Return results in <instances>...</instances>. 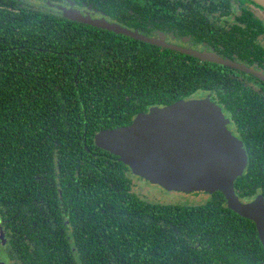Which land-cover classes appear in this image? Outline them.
<instances>
[{
	"label": "trees",
	"instance_id": "obj_1",
	"mask_svg": "<svg viewBox=\"0 0 264 264\" xmlns=\"http://www.w3.org/2000/svg\"><path fill=\"white\" fill-rule=\"evenodd\" d=\"M3 1L0 251L13 264L264 261L255 223L229 209L221 191L192 204L148 200L133 191L128 166L95 141L99 131L129 124L151 103L168 105L203 85L218 86L222 66L187 62L168 49L122 48L123 36L68 12ZM120 2L127 13L133 4L152 3ZM147 9L168 11L158 3ZM164 84L168 93L155 94ZM229 93L228 87L222 95ZM234 99L230 107L249 151L235 188L249 200L264 195V103L242 94ZM65 208L69 214L60 219Z\"/></svg>",
	"mask_w": 264,
	"mask_h": 264
},
{
	"label": "flooded vegetation",
	"instance_id": "obj_2",
	"mask_svg": "<svg viewBox=\"0 0 264 264\" xmlns=\"http://www.w3.org/2000/svg\"><path fill=\"white\" fill-rule=\"evenodd\" d=\"M146 1H152V3L147 4V6L133 4V8L129 9L128 13L125 10L127 5H121L124 3L120 2V0H4L3 2L11 4L17 3V5L20 6L26 4L34 8L55 13L59 16H65L67 12H71L74 15H79L89 20L117 24L151 40L216 55L249 69L250 71L242 70L236 67L208 61L159 43L96 27L102 31L106 30L123 36L120 39L125 43L118 45L122 48L150 47L156 50L168 49L180 53L183 56L182 59L187 62L196 60L199 64L209 65L212 69H214V65L222 66L221 73H223V79L220 80L221 83L218 84V86L221 85L220 87L223 88L222 94H224L225 89L228 90L229 87V94L224 96L218 92L217 85L209 84L199 87L188 98L180 99L214 98L217 104L221 106L228 119L229 128L244 142L249 162V151L246 141L237 131L241 125L238 120L235 119L230 105L235 107L234 104L236 101L234 98H237L238 94L256 98L259 97V100L264 103V6L255 0ZM157 3L168 8V11H151L147 9V7L154 6ZM142 8H144V10ZM191 31H198L199 34H195ZM138 60L140 59H135L134 62ZM147 61L152 60L148 59ZM167 93L168 88L165 84L162 88L155 91V94H159V96L166 95ZM126 99L129 100V97H126ZM166 105L167 104L162 105L158 103L149 104L146 108L138 110L131 118L129 124L132 123L139 113L149 112L154 106L163 107ZM131 106L134 108V103H132ZM255 117L256 116H253V120ZM132 175L135 174L129 168V170H127V176L131 182ZM135 176L141 179V181L149 182L140 176ZM142 189L146 190L147 188L141 186V193L143 194L139 195L149 199L144 196L145 192L142 191ZM258 194L262 193L260 192ZM61 196V192H59V197L61 198ZM249 200L246 199V201ZM60 205L62 206L63 204L60 203ZM42 213H45V210ZM66 214H69L66 208L64 211L58 212L60 219ZM29 223L36 224L37 221L32 220ZM0 224L4 229L5 226L2 220H0ZM7 256L8 253L6 254L0 251V264H13Z\"/></svg>",
	"mask_w": 264,
	"mask_h": 264
},
{
	"label": "water",
	"instance_id": "obj_3",
	"mask_svg": "<svg viewBox=\"0 0 264 264\" xmlns=\"http://www.w3.org/2000/svg\"><path fill=\"white\" fill-rule=\"evenodd\" d=\"M264 6V0H255ZM68 15L93 25L186 52L193 56L249 69L219 56L151 40L105 21ZM98 146L117 155L131 171L170 191H221L229 209L252 220L264 247V195L241 199L235 181L248 164L244 142L228 126L221 106L210 97L180 99L141 112L131 124L107 128L95 135ZM264 264V261L255 263Z\"/></svg>",
	"mask_w": 264,
	"mask_h": 264
},
{
	"label": "rangeland",
	"instance_id": "obj_4",
	"mask_svg": "<svg viewBox=\"0 0 264 264\" xmlns=\"http://www.w3.org/2000/svg\"><path fill=\"white\" fill-rule=\"evenodd\" d=\"M132 182L131 187L135 192L138 194L141 193V186L147 188L142 189L144 191V196L149 198L148 200L156 201V202H163V203H199L204 200H206L210 193H204V192H194V193H185V192H179V191H170L158 184H154L152 182L147 181H141L138 177L135 175L131 176Z\"/></svg>",
	"mask_w": 264,
	"mask_h": 264
}]
</instances>
